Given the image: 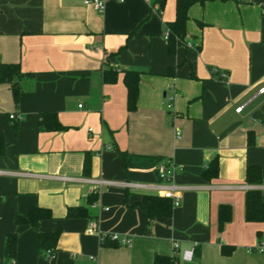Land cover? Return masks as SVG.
<instances>
[{
    "label": "crops",
    "instance_id": "crops-1",
    "mask_svg": "<svg viewBox=\"0 0 264 264\" xmlns=\"http://www.w3.org/2000/svg\"><path fill=\"white\" fill-rule=\"evenodd\" d=\"M175 6L105 0L98 12L84 0H0V63L27 74L17 102L10 83L0 82V264H153L155 254L177 264H264L255 248L264 218L244 217L248 190L264 202V0L192 4L169 53ZM126 71L139 72L133 110ZM46 111L65 129H42ZM213 159L217 176L208 180L202 173ZM161 163L173 166L181 198L170 216L148 225L145 210L130 205L142 194L162 195L125 184H163ZM248 165L261 168L259 183L245 180ZM100 178L112 184L97 189L92 180ZM222 205L231 218L220 230ZM35 206L52 218L36 227L16 222ZM72 206L90 217H66ZM56 228L53 254H36V233ZM9 233L17 234L14 263L3 253ZM100 233L126 235L129 245H101Z\"/></svg>",
    "mask_w": 264,
    "mask_h": 264
},
{
    "label": "trees",
    "instance_id": "trees-1",
    "mask_svg": "<svg viewBox=\"0 0 264 264\" xmlns=\"http://www.w3.org/2000/svg\"><path fill=\"white\" fill-rule=\"evenodd\" d=\"M209 0H176V14L174 21L169 24V31L167 32V46L168 52L174 51L176 38H183L186 30V23L188 20L187 11L188 8L199 2L201 4ZM164 0H160L162 3ZM27 75L22 72L19 64L17 63H0V82L10 83V87L13 91V97L17 102L21 86L19 84L20 79ZM107 80V75L104 76ZM108 80H114L112 75ZM139 72L137 71H126L124 76V83L127 88V108L133 110L136 106V97L138 92ZM39 126L44 130H63L65 126L60 123L55 112H42L40 113ZM14 129L17 128L16 123L13 124ZM253 134L248 132V145L250 146L253 142ZM4 138L0 135V155L4 151ZM122 165H125L124 154ZM90 168L89 159L86 158L83 165V170L86 172ZM218 166L216 159H213L209 166L203 171V176L208 180L217 176ZM261 179V168L258 165H248L245 172V180L251 184H257ZM95 197H89V202H93ZM126 196H124V199ZM125 204L126 200H124ZM245 213L244 217L247 221H260L264 218V202L261 198L259 190L251 189L245 193L244 198ZM130 206L140 207L145 210L148 217V225H151L156 217L159 216H170L172 211V202L169 198L160 197L157 195H146L142 194L138 196V200L132 203ZM66 217L77 218V217H90L88 210L81 206H72L67 209ZM52 214L49 209L42 207H32L26 215H17L16 222L18 224H27L32 227H36L37 222L42 219H51ZM231 218L230 207L228 205H222L219 209V225L218 228L221 230L224 224ZM61 233L59 228H56L49 232L36 233L35 241V252L36 254H44L49 251L50 256L56 250V244L58 237ZM107 239L100 240L101 245L107 244ZM112 242V241H111ZM113 246L118 244L112 242ZM17 248V234L9 233L5 236L3 253L6 261H10L15 258ZM231 247H223L222 253L229 254ZM153 264H177L175 258L170 256H164L155 254L153 258Z\"/></svg>",
    "mask_w": 264,
    "mask_h": 264
},
{
    "label": "built area",
    "instance_id": "built-area-1",
    "mask_svg": "<svg viewBox=\"0 0 264 264\" xmlns=\"http://www.w3.org/2000/svg\"><path fill=\"white\" fill-rule=\"evenodd\" d=\"M84 3L87 5H91L96 11L101 12L104 9L105 6V0H84ZM224 76V74H222ZM260 92H264V87L260 89ZM79 107L81 104L78 105ZM165 107L167 109H170L172 107L171 98L168 99V101L165 103ZM243 106L238 107L237 111L239 112L242 109ZM14 115L11 114L10 118H13ZM176 136H180V132H176ZM4 173L2 170H0V174ZM158 174L161 180H163V184L159 183L157 185H145L140 183H127L126 186L133 188V189H148L151 191H154L155 193H158L162 195V197L169 198L172 202V205L178 206L181 198V192L180 188L177 187L175 184L171 182V179L174 174V168L172 165H166L164 163L159 164L158 166ZM92 183L95 185L97 189H100L103 186L111 185L112 183L103 179H96L92 180ZM96 229V222L94 220H91L89 223V232L94 231ZM100 240H110L118 245H129V238L126 235L119 234V233H100ZM174 247H177V244H174ZM256 250L259 252H264V241H260L256 246ZM49 251L47 252V254ZM193 254V249L184 250L182 252V258L185 260H189ZM92 260H95V257H91ZM14 263V260L11 261Z\"/></svg>",
    "mask_w": 264,
    "mask_h": 264
},
{
    "label": "rangeland",
    "instance_id": "rangeland-1",
    "mask_svg": "<svg viewBox=\"0 0 264 264\" xmlns=\"http://www.w3.org/2000/svg\"><path fill=\"white\" fill-rule=\"evenodd\" d=\"M87 264H93V263H87Z\"/></svg>",
    "mask_w": 264,
    "mask_h": 264
}]
</instances>
